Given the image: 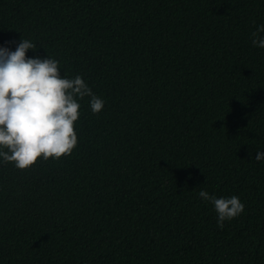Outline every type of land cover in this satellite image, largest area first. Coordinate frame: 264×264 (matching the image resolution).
I'll use <instances>...</instances> for the list:
<instances>
[{
	"label": "trees",
	"instance_id": "obj_1",
	"mask_svg": "<svg viewBox=\"0 0 264 264\" xmlns=\"http://www.w3.org/2000/svg\"><path fill=\"white\" fill-rule=\"evenodd\" d=\"M262 24L264 0H0V46L105 102L76 97L71 155L0 158V264H264ZM201 190L245 210L221 229Z\"/></svg>",
	"mask_w": 264,
	"mask_h": 264
},
{
	"label": "clouds",
	"instance_id": "obj_2",
	"mask_svg": "<svg viewBox=\"0 0 264 264\" xmlns=\"http://www.w3.org/2000/svg\"><path fill=\"white\" fill-rule=\"evenodd\" d=\"M264 24L252 36L253 47L264 48ZM37 46L23 39L16 49L0 46V158L20 170L40 159L59 160L71 155L78 144L75 123L81 100L90 97L93 114L104 108V100L93 93L81 76L61 75L60 62L53 58L28 57ZM264 160V151L255 155ZM199 197L213 204L217 226L239 217L245 204L238 196L220 197L201 190Z\"/></svg>",
	"mask_w": 264,
	"mask_h": 264
}]
</instances>
